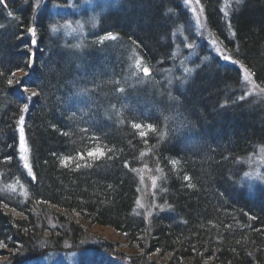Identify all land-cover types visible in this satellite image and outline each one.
<instances>
[{"label": "trees", "instance_id": "16d2710c", "mask_svg": "<svg viewBox=\"0 0 264 264\" xmlns=\"http://www.w3.org/2000/svg\"><path fill=\"white\" fill-rule=\"evenodd\" d=\"M113 1L92 38L116 37L104 51L131 46L156 75L182 61L171 56L184 39L197 43L183 0ZM199 2L218 43L264 87V0H239L228 22L221 0ZM36 3L0 0V264H41L50 254L88 248L126 254L128 264H264V189L241 184L248 160L264 148V101L238 100L245 90L234 61L207 57L179 98L140 69L87 56L91 47L81 60L68 50L66 63L47 57L44 49L56 52L60 43H52L48 12H36ZM124 17L132 29L145 28L132 33ZM144 80L154 85L149 90L193 104L147 113L131 104ZM178 113L179 123L166 124ZM21 128L31 178L19 160ZM179 130L188 134L179 139ZM98 151L104 155H89ZM15 177L25 189H10ZM97 228L118 239L97 238Z\"/></svg>", "mask_w": 264, "mask_h": 264}, {"label": "rangeland", "instance_id": "374dc122", "mask_svg": "<svg viewBox=\"0 0 264 264\" xmlns=\"http://www.w3.org/2000/svg\"><path fill=\"white\" fill-rule=\"evenodd\" d=\"M36 4L34 6V10L36 12H40L43 10H47L48 18L50 23H52V27H56V31H52L51 29V38L52 43L57 44L60 43L56 52L53 48L44 49V53L46 52V56H51L53 59H60L63 63H66L69 59V55L64 57L65 51L68 50L72 53H75V58H80L79 56L84 53V47H91L87 49V56L90 57H98L101 55L105 59L111 60L114 59V62H117V65L122 68V64H125L129 69H140L144 72V68H148L147 75L148 77L155 80L157 83L162 84L164 83L165 86L174 94H177L179 98L184 94L187 96L186 90L192 88L193 84L192 81L196 76L197 71H201L203 66L209 62V57H218L224 64L229 63L230 59L234 62L231 65L237 67L240 71L241 75V82L243 87V91L245 92L238 98V100L244 101L251 99L253 103H259L261 100L264 101V87H261L258 83L255 82L253 76L250 72L243 67V65L234 60L232 58V53L228 48H225L224 45H221L216 40L214 34L209 30L207 25V17L205 16L204 8L199 2V0H183L182 4L185 8L188 9L189 13L191 14L192 19L196 25L197 31V43H191L188 40L184 39V47L177 48L174 50V53L171 57L178 60L179 58L182 60L180 63H177L174 68L170 69H160L158 73L155 75V72H152V67H155V64L149 63L141 54L135 52L131 46H128L124 49L125 53L120 54L113 52L104 51L107 45H115L114 42L117 39H108L107 37L110 35H102L100 38L92 39L94 37V33L101 30L100 26V17H103L105 13H108L110 10L113 0H36ZM240 4L239 0H221L219 5V10L222 14V20H229V14L232 11V8L235 6L236 8ZM203 9V11H201ZM128 17H124L121 20L122 25L126 29H131L132 33L135 31L143 30L145 28L144 25H140L136 30L133 26L128 24ZM130 26V27H129ZM225 35L229 34V40L227 42L233 41L235 33L231 34L232 30L222 29ZM91 38V44H102L105 47L100 48L98 50H92L95 48V45H87L86 39ZM228 39V38H227ZM36 40V37H35ZM112 41V42H110ZM77 45H79L77 47ZM201 48L203 50L201 51ZM112 53V54H111ZM212 54V55H211ZM211 55V56H210ZM83 57V56H82ZM208 57V58H207ZM81 60V58H80ZM79 60V61H80ZM164 62V61H161ZM161 62L159 64L161 65ZM121 64V65H120ZM152 67H151V66ZM185 68L192 69L191 72H185ZM154 75V76H153ZM150 84V86H149ZM153 85L148 81H143L138 88V95H135V101H131V104H136V107L139 109L147 112L152 113L155 111L161 112H169V111H176L185 110L187 107H191L193 104L189 99L185 100H177L173 96H170L167 91L165 90H155V87L151 90L150 87ZM149 86V87H148ZM154 86V85H153ZM172 88V89H171ZM172 95V94H171ZM124 101H127L128 97L126 95H121ZM243 98V99H242ZM194 111V110H191ZM192 113V112H191ZM198 120L197 118H194ZM182 120L181 114L178 113L177 116L171 118L167 116L166 124L167 123H179ZM173 121V122H172ZM145 132H149L152 130L151 126H146L143 128ZM168 129V128H166ZM178 130V129H177ZM187 129L185 128V131ZM228 130V129H227ZM188 131V130H187ZM190 131V130H189ZM165 132V131H164ZM181 132V133H179ZM177 138H182L188 132L184 131H176L175 132ZM231 134L227 131L226 134L221 135V139H226L228 135ZM230 136V135H229ZM24 137V134H23ZM221 139H217V142ZM19 160L23 170V173L26 177H32V166L30 160V154L28 148L25 143V138L23 139V143L21 142V131L19 137ZM248 169L247 174L244 175L243 180L241 181L242 186L247 188L249 191L253 192L255 189H264V179L257 178L264 177V148H261L258 152H256L247 163ZM10 189H25L24 184L22 181H19L17 177L13 179ZM152 189H155V181H152ZM145 193L149 191V189H145ZM145 197L140 200V206L142 212L145 211ZM145 201V202H144ZM97 238L102 237L105 239H112L116 241L118 239V235L115 234L110 229L107 228H97L96 230ZM99 243V242H98ZM129 256L122 253H117L113 251L111 253H107L105 249H85L80 252H71V253H58V254H50L45 259H41V264H80V260H84L85 263H90L92 261H105L111 262L112 264H128L129 263Z\"/></svg>", "mask_w": 264, "mask_h": 264}, {"label": "snow or ice", "instance_id": "6c2138e0", "mask_svg": "<svg viewBox=\"0 0 264 264\" xmlns=\"http://www.w3.org/2000/svg\"><path fill=\"white\" fill-rule=\"evenodd\" d=\"M201 11H203V9H201ZM56 30H57L56 27L53 26V27H52V31L55 32ZM31 32H32L33 37H35V35H36L35 30L32 29ZM107 38H108V39H116V37H115L114 35H110V36H108ZM32 44H33V45L36 44V40H35V39L32 40ZM78 46H79V45H77V47H78ZM143 70H144V72L147 74V72H148V68L145 67ZM184 71H185V72H191L192 69H190V68H185ZM33 95H35V94H33ZM22 123H23V118H21V124H22ZM136 127H139V125H136ZM20 131H21V142L23 143V139H24V137H23V129L21 128ZM89 155H90V156H100V157H102V156L104 155V153H103L102 151H98V152H92V153H89ZM64 163H65V165H67L68 161L66 160ZM246 175H250V174H247V173H246ZM257 178L264 179V177H258V174H257Z\"/></svg>", "mask_w": 264, "mask_h": 264}, {"label": "water", "instance_id": "95a60500", "mask_svg": "<svg viewBox=\"0 0 264 264\" xmlns=\"http://www.w3.org/2000/svg\"><path fill=\"white\" fill-rule=\"evenodd\" d=\"M32 29H34V28H32ZM31 29V30H32ZM31 30H30V35H31V37H33V35H32V32H31ZM35 30V29H34ZM34 38V37H33ZM34 47L36 46V44L35 45H33ZM33 60H34V57H32V61L31 62H33ZM146 74V73H145Z\"/></svg>", "mask_w": 264, "mask_h": 264}]
</instances>
